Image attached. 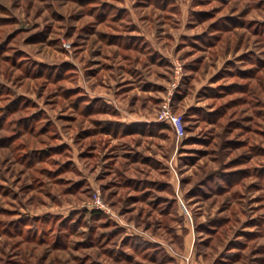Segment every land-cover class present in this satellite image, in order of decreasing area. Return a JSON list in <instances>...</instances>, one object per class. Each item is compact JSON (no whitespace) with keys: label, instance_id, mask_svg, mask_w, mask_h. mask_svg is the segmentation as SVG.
<instances>
[{"label":"rangeland","instance_id":"rangeland-1","mask_svg":"<svg viewBox=\"0 0 264 264\" xmlns=\"http://www.w3.org/2000/svg\"><path fill=\"white\" fill-rule=\"evenodd\" d=\"M0 264H264V0H0Z\"/></svg>","mask_w":264,"mask_h":264},{"label":"trees","instance_id":"trees-1","mask_svg":"<svg viewBox=\"0 0 264 264\" xmlns=\"http://www.w3.org/2000/svg\"><path fill=\"white\" fill-rule=\"evenodd\" d=\"M184 130H185V128H184ZM116 131H119L120 133H122V132H125V131L126 132L137 131V129H134L133 127H127V126H123V125L116 124V126H114V132H116ZM93 215L94 216H97V217H100V214L99 213H95ZM120 233H121V230L120 229H115L114 228L113 231H112V233H111V235L112 236H116V235L119 236ZM118 236H117V238H118ZM105 240H107V239H105ZM105 240L102 241V242H105ZM117 245L118 246L117 247L115 246L114 249H113V255L114 254L116 255V253H117L116 250H118L120 247L123 248L124 246L132 247L133 249L136 248L137 250H142L143 249V251L144 250H148L147 248L144 249V247L151 246V245H149V244L141 241L140 239L134 238V237L133 238L132 237L123 238L122 240L119 241V243ZM161 258H164V260H166L168 263L169 262L170 263L173 262V260L171 259V257L169 255H165L164 253H162V257ZM152 261H154V259Z\"/></svg>","mask_w":264,"mask_h":264},{"label":"built area","instance_id":"built-area-1","mask_svg":"<svg viewBox=\"0 0 264 264\" xmlns=\"http://www.w3.org/2000/svg\"><path fill=\"white\" fill-rule=\"evenodd\" d=\"M158 121L169 125L177 139H180L184 136L185 130L182 117L172 113L168 106L163 107L159 112ZM183 209L186 211L184 205Z\"/></svg>","mask_w":264,"mask_h":264}]
</instances>
